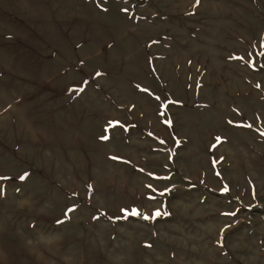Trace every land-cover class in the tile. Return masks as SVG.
Instances as JSON below:
<instances>
[{"label": "rangeland", "instance_id": "1", "mask_svg": "<svg viewBox=\"0 0 264 264\" xmlns=\"http://www.w3.org/2000/svg\"><path fill=\"white\" fill-rule=\"evenodd\" d=\"M0 264H264V0H0Z\"/></svg>", "mask_w": 264, "mask_h": 264}, {"label": "snow or ice", "instance_id": "2", "mask_svg": "<svg viewBox=\"0 0 264 264\" xmlns=\"http://www.w3.org/2000/svg\"><path fill=\"white\" fill-rule=\"evenodd\" d=\"M21 179H23V177H21ZM133 215H139V213L138 212H136L135 210H133V213H132ZM155 215H160V213L157 211L156 213H155ZM144 219H148V217L147 216H144Z\"/></svg>", "mask_w": 264, "mask_h": 264}]
</instances>
